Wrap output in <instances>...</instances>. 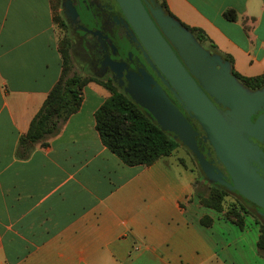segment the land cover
Here are the masks:
<instances>
[{"label":"crops","instance_id":"crops-1","mask_svg":"<svg viewBox=\"0 0 264 264\" xmlns=\"http://www.w3.org/2000/svg\"><path fill=\"white\" fill-rule=\"evenodd\" d=\"M163 1L178 23L201 30L231 60V72L264 74V0ZM54 3L0 0V264H227L233 246L236 264H264L258 222L245 215L257 226L248 239L245 222L239 228L203 207L179 148L128 167L103 145L95 113L110 93L97 83L83 88L79 111L46 146L18 156L61 76ZM205 216L209 227L200 223ZM225 228L234 234L228 243Z\"/></svg>","mask_w":264,"mask_h":264},{"label":"water","instance_id":"water-1","mask_svg":"<svg viewBox=\"0 0 264 264\" xmlns=\"http://www.w3.org/2000/svg\"><path fill=\"white\" fill-rule=\"evenodd\" d=\"M145 1L146 5L142 0H116L155 69L184 107L178 102L174 103L148 71L140 69V74L128 73L124 77L120 66L109 64L119 86L161 129L173 134L195 156L206 178L236 192L264 211V179L255 166L259 164L264 169L263 154L259 149L256 152L253 147L249 149V154L246 152L238 139H242L241 133L246 132L236 125L233 129L228 125L190 73L198 78L215 102L230 108L231 118L236 117L249 126L250 136L261 140H264V129L251 124L250 117L253 114L242 107L260 106L263 111L260 119H263L264 95L249 93L233 76L230 63L220 55H209L199 47L188 30L162 13L161 6L157 7L152 0ZM65 13L71 22H77V13L71 3L65 7ZM185 109L200 126L204 139L228 177L215 168L212 161L206 160L198 145V132L184 115ZM261 215L264 220V214Z\"/></svg>","mask_w":264,"mask_h":264},{"label":"trees","instance_id":"trees-1","mask_svg":"<svg viewBox=\"0 0 264 264\" xmlns=\"http://www.w3.org/2000/svg\"><path fill=\"white\" fill-rule=\"evenodd\" d=\"M159 2L166 14L178 22L168 11L165 2L163 0H159ZM225 16L229 20H234L235 17L233 12H226ZM54 21L58 27L59 23L62 27H66L55 14ZM181 26L188 30L198 42L207 44L201 30L183 24ZM209 47L215 51L212 45ZM58 49L62 59L61 76L49 92L39 112L32 119L27 134L20 138L17 148L20 158H26L36 145L46 146V141L59 132L62 124L79 111L83 88L91 82L103 86L110 93V97L95 113L96 130L103 145L124 165L128 167L150 166L161 158L171 156L180 147L181 143L174 138L173 134L161 129L156 121L121 90L112 79L108 78L103 81L93 77H82L78 74L69 76V52L71 49L69 39L64 42L60 40ZM223 58L232 63L229 58ZM232 74L252 90L264 87V74L248 78L241 76L233 68ZM227 193L225 188L213 184V187L208 188V191L194 194L203 207L223 213L227 219L242 228L245 215L250 214L243 206L224 209L223 202ZM236 195L238 194L236 193ZM200 223L209 227L212 220L205 216L201 218ZM257 249L264 258V228L261 226Z\"/></svg>","mask_w":264,"mask_h":264},{"label":"rangeland","instance_id":"rangeland-1","mask_svg":"<svg viewBox=\"0 0 264 264\" xmlns=\"http://www.w3.org/2000/svg\"><path fill=\"white\" fill-rule=\"evenodd\" d=\"M54 1H55L54 6H53L54 14L59 18V21L61 23H64L66 25V27H62V25L59 23L60 34H61L60 40H61V42H64V40H66V39H69L71 41V49L69 52L70 53V70H69L68 75L72 76L73 74H78L82 77H93V78H97V79H100L103 81H105L107 79V77H111L113 79L114 83L122 90V88L119 86V84L117 82L116 75L110 69L105 68L102 72L101 71L97 72L91 66V63H90L92 60V54L91 53L96 54V56H98V57L103 56V54L101 53L99 46L95 45L94 41H92V42L89 41L90 37H91L90 34H88L86 32V30H78L77 28H75V30H74V28H73L74 23L68 19L67 15L65 13V7L67 6L68 3H71V6L75 9V11L77 13V10L75 8L76 7L75 1L74 0H54ZM142 1L146 5V1L145 0H142ZM152 2L157 7H159L161 5L159 0H152ZM111 11H113L114 13L117 11L119 14H121L119 8L116 6L115 3H113V5L111 6ZM162 11H163L162 13L165 15L166 12L164 11V9ZM117 16H118V14H117ZM79 31H82L83 34H80ZM127 31H128L127 34L129 33V36H131V38L135 42V44H136L141 56L143 57L146 65L150 68L153 75L157 78V80L162 85L160 83H158V84L161 85L162 88L164 86L172 94V96L179 103V105L183 106V104L180 102V100L177 98V96L172 92L171 88L167 85V83L165 82L164 78L161 76L159 71L157 69H155V66L153 65L152 61L148 57L144 48L139 43L138 39L133 35L134 33H130L128 29H127ZM196 43L199 45L200 48H202L209 55L219 57L218 54L212 48L209 47V45L198 42L197 40H196ZM174 50H175L176 54L179 56V53L177 52V50L175 48H174ZM140 69L141 70L144 69L143 65H141V64L137 65V67L135 69H131L126 64L123 68V70L126 71L125 76L128 73L140 74ZM188 72L190 73L189 70H188ZM190 75L193 78V80L196 82V84L201 88V90L208 96V98L216 106V108L221 112L222 116L224 117V119L226 120L228 125L232 129H233V126L236 125L239 129L246 132V134L241 133L242 139L238 138L239 142L241 143L242 147L246 150V152H248V154H249V149H252V147H253L255 150H257L256 152H258V149H259L264 156V151H263L264 150V140L250 136L248 134L249 132H251L249 129V126L245 125L240 119H238L236 117L231 118L229 116V115H231L230 108L228 106H223V105H220L217 102H215V100L212 99V97L207 93L205 88L201 85L198 78L191 73H190ZM237 82L240 85H242L244 88H246L249 93H258V94L264 95V87H262L260 89L252 90V89L248 88L246 85H244L238 79H237ZM263 106H264V104H263ZM242 109L247 110L253 114L250 117V123L251 124L256 125V126L264 129V118L260 119V116L263 113L260 106L259 107H257V106H251V107L244 106V107H242ZM185 112L187 113V115L191 119H193V121L197 125L198 123L195 121V119L192 117V115L186 109H185ZM200 130H201V128H200ZM199 141L201 142L202 146L207 151L205 154L203 153L206 160L212 161L213 166L215 168H217L221 173H223L221 171L220 166H217L218 162L216 161V159L213 156V150L209 146H207L208 141H206L204 139V133L202 132V130L200 132ZM204 144H206V146ZM177 151H178L179 157L182 158V161L192 171V176L194 178V181H193L194 193L206 192V191H208V188L213 187V184H217V183H213L212 181H210L208 178L205 177V174H204V172H202V170L198 164L197 159L186 147H184L181 144ZM177 151H175L176 154H177ZM175 152H174V154H175ZM257 172L259 173L258 170H257ZM261 177L264 179L263 176H261ZM217 185H219V184H217ZM226 190L228 193H227V196L225 197L224 202H223L224 209L228 210L232 207L239 208V207L243 206L245 208V210L248 212V214H250L253 218H255L256 221L259 223V225L264 228V221H263V217L261 215V214H264V211H262L261 209H258L257 207L252 206L253 204L249 203L248 201L244 200L243 198H240L238 195H236V192L229 191L228 189H226ZM194 195L197 198L196 194H194ZM216 215L220 216V214H216ZM244 222H245L244 231L247 233L246 236L248 239H251L257 233V231H256L257 226L254 224V222L249 217H246ZM233 228H234V230H236L235 235L239 234L238 233L239 229L237 227H233ZM223 233H224V237H225V242L228 243L227 241H231V238L233 237L234 234H232L228 228H225L223 230ZM239 248H240V246H238V249ZM234 249H235V246L230 248L229 252H228L229 254L224 256L227 264H234V263L236 264L237 260L235 258H237V257L235 256V250ZM248 255L250 256V261L253 260L251 258L252 254L248 253ZM260 258L261 257L259 255V257L258 256L256 257V260L257 259L259 260Z\"/></svg>","mask_w":264,"mask_h":264},{"label":"flooded vegetation","instance_id":"flooded-vegetation-1","mask_svg":"<svg viewBox=\"0 0 264 264\" xmlns=\"http://www.w3.org/2000/svg\"><path fill=\"white\" fill-rule=\"evenodd\" d=\"M74 1L76 4L75 8L77 10V22L73 25L74 30L75 28H77L78 30H86V32L91 36L89 41H94L95 45L99 46L101 53L103 54V56L98 57L96 56V54L91 53L92 60L90 63L94 70H96L97 72H102L105 68H108L115 74L114 70L109 65L115 64L121 67L120 71L123 73V76H125L126 71L123 70L125 64L131 69H135L137 65L141 64L143 65L144 69L148 71V73H150L158 83H160L153 75L150 68L146 65L135 42L133 41L131 36H129V33L127 34V29L130 33H133V30L128 24L116 0ZM113 3H115L119 8L121 14H119L117 11L115 13L111 11V6L113 5ZM79 33L83 34L82 31H79ZM133 35L136 37L135 34ZM108 78L112 79L111 77H107V79ZM123 80L125 81L124 77ZM163 89L168 97L174 103H177L172 94L164 86ZM183 112L195 131L198 132V145L199 148L201 147V151L205 154L207 151L199 141L201 132L199 125L197 124V126L193 119H191L185 111ZM204 145L206 146V144ZM207 146L211 148L209 143H207ZM213 156L215 158L214 153ZM217 166H220L223 174L228 177L221 164L218 163ZM255 166L257 167L259 174L264 177V169L259 164H255Z\"/></svg>","mask_w":264,"mask_h":264}]
</instances>
